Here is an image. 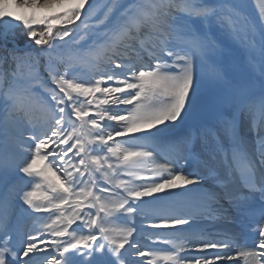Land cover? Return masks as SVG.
Wrapping results in <instances>:
<instances>
[{
  "label": "snow or ice",
  "instance_id": "6c2138e0",
  "mask_svg": "<svg viewBox=\"0 0 264 264\" xmlns=\"http://www.w3.org/2000/svg\"><path fill=\"white\" fill-rule=\"evenodd\" d=\"M230 209L243 244L192 230ZM238 261L264 264V0H0V264Z\"/></svg>",
  "mask_w": 264,
  "mask_h": 264
},
{
  "label": "bare ground",
  "instance_id": "6f19581e",
  "mask_svg": "<svg viewBox=\"0 0 264 264\" xmlns=\"http://www.w3.org/2000/svg\"><path fill=\"white\" fill-rule=\"evenodd\" d=\"M179 191V190H177ZM175 207L177 209H183L186 207V202H185V199L182 198V197H178L176 198V201H175ZM225 208L227 209L228 206L225 205ZM229 211V210H228ZM227 212V211H226ZM225 212V214H226ZM236 212V210H235ZM227 215V220H236L238 214L236 212V217H232L231 214H226ZM180 227H183V228H187L188 226H180ZM229 231H227L228 229ZM192 230L196 233H198L200 230H207L209 232H212L214 234H221V235H218L216 236V238H222V234H225V233H229V234H232L234 232V230H236V227H226V225L224 223H218L217 225L216 224H212V223H209L207 220H197L193 225H192ZM147 231L149 232H160L161 234H172V232L174 231L173 229H148ZM142 244L145 245V246H148L149 244L145 242V240H142ZM157 247H160V248H163V247H166L165 245L163 244H158ZM235 251V249H233V252ZM200 253H198L195 249L192 250L191 252V255H198ZM144 260H147V259H150L149 257H145L143 258ZM219 264V262H218ZM225 264H233V262H225ZM236 264V262H235ZM241 264V263H239Z\"/></svg>",
  "mask_w": 264,
  "mask_h": 264
},
{
  "label": "rangeland",
  "instance_id": "374dc122",
  "mask_svg": "<svg viewBox=\"0 0 264 264\" xmlns=\"http://www.w3.org/2000/svg\"><path fill=\"white\" fill-rule=\"evenodd\" d=\"M248 11L251 15L255 16V13H256V9H255V6L253 4H250L249 8H248ZM24 40H25V37H23V35H20L19 36V42L21 44V47H23V43H24ZM86 75V73H85ZM20 202L17 201V204H19ZM147 248V246L145 247V249ZM146 261V260H145Z\"/></svg>",
  "mask_w": 264,
  "mask_h": 264
}]
</instances>
